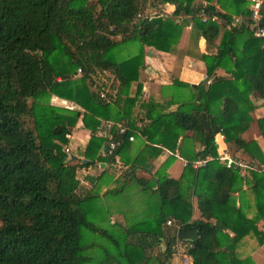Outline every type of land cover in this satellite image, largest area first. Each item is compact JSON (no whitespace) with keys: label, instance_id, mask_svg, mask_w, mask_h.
I'll return each instance as SVG.
<instances>
[{"label":"trees","instance_id":"obj_1","mask_svg":"<svg viewBox=\"0 0 264 264\" xmlns=\"http://www.w3.org/2000/svg\"><path fill=\"white\" fill-rule=\"evenodd\" d=\"M164 3L174 4L172 15H152L149 9ZM201 11L219 21H202ZM249 14L248 0H0V264H169L175 237L185 240L191 264H253L241 256L240 246L246 236L264 244L258 227L264 220V168L242 177L216 159L221 132L233 151L264 163L256 141L242 137L253 120L250 95L264 100L263 40L252 35ZM235 16L240 23L232 24ZM261 16L264 26V3ZM189 23L193 34L205 39L207 50L199 58L211 81L194 87L174 79L173 86L193 92L174 109L167 110L174 97L168 105L142 103L146 121L137 128L130 117L142 91L144 46L173 52ZM132 42L137 53L117 60L116 47ZM78 68L82 77L70 78ZM219 68L229 76L216 75ZM97 71L118 82L112 103L91 90ZM133 81L136 90L129 96ZM52 95L78 107L53 105ZM108 119L131 128L121 136L114 132L122 143L109 155L102 151L106 139L97 133ZM79 121L90 137L73 160L60 145ZM257 124L264 138V117ZM137 129L158 147L128 160V135ZM195 141L202 149L196 151ZM164 149L171 154L150 180L134 175ZM176 153L186 164L180 177L172 178L166 170ZM207 154L213 159L192 167ZM101 160L121 169L129 165L121 179H133L153 199L149 219L128 228L115 224L125 235L122 247L110 227L94 221L95 195L79 192L77 171ZM244 185L253 194L252 216L247 202L236 203L234 193L246 194ZM168 219L172 225H166ZM97 237L114 251L97 246ZM94 247L102 256L92 253Z\"/></svg>","mask_w":264,"mask_h":264},{"label":"crops","instance_id":"obj_2","mask_svg":"<svg viewBox=\"0 0 264 264\" xmlns=\"http://www.w3.org/2000/svg\"><path fill=\"white\" fill-rule=\"evenodd\" d=\"M204 2V0H203ZM197 4V3H195ZM174 4L171 3H164V4H157L155 8H153L151 11L152 15L159 14L160 16H171L172 12L174 11ZM178 20V19H177ZM192 25L186 24L183 27L182 34L179 40V43L173 49V52H167L158 50L151 46H144V68L141 70V79L142 80V91L139 96V99L135 102V105L132 107V113L130 119L133 120L134 126L137 128H140L144 122L146 121V118L144 117V111L145 109L142 106V103L147 102L148 100H153L154 102H158L164 105H168L170 101H172V97H174L176 100L175 104L170 103L168 109L175 108L176 105L180 100H183L187 98V96L193 92L192 89H190L186 85H176L173 86V80L178 79L179 81L189 84L191 86L196 87L198 84L203 83L204 80H206V83H210L211 78L207 79L206 76V68L203 60L199 58V55L202 52H205L207 50L206 48V42L203 37H196L195 34H193ZM218 42V41H217ZM225 60L232 63V58L228 54L222 55ZM216 75L219 76H229L228 73L225 72L224 69H217L215 72ZM205 83V84H206ZM137 81H133L128 89L129 96H133L136 90ZM56 97V96H54ZM251 100L254 104V109L251 112V116L253 118L249 128L242 134V137L246 140H254L259 145L263 155H264V138L260 133L257 120L259 118L264 117V100L256 98L253 96V94L250 95ZM59 98V97H57ZM61 99V98H59ZM63 100V99H62ZM169 102V103H168ZM175 106V107H174ZM167 109V110H168ZM139 129H137L138 131ZM136 131V135L134 134V140L130 141L128 155L126 157L128 160H132L136 154H140L143 152H146L147 150L154 149L158 147L157 145H151L146 141L145 135L140 134ZM73 134V135H72ZM77 137L81 141V147L80 150H72V154L77 156L79 158L80 153L85 148V145L90 137V131L87 129H84L81 127V124H76L75 128L71 130V137ZM217 139V137H216ZM181 138L178 141V149L180 145ZM219 146H225L228 148V150L233 154L240 158L246 159V160H255L249 157V155L243 153L242 151H233L232 148L229 147L228 143L225 141H220L217 139ZM178 149L176 152H178ZM195 149L196 151L202 149V146L199 142L195 141ZM77 153V154H76ZM171 152L164 149L161 150L157 155L152 156L147 163H150V167L145 171L146 173H150V169L152 167H158L161 163L165 162L166 159L170 156ZM176 159L181 161V167L180 170L177 172L176 164H174V160L172 159L170 161L169 166L167 167V174L172 178H179L183 168L186 164V161L179 157L178 154H175ZM143 159L145 157L143 156ZM257 161V160H256ZM258 162V161H257ZM98 166L101 168V170L106 171H118L116 175L118 176V180H121V174L123 173V170L126 168H129V165L121 167L119 166H110L107 162H104L103 160L97 161ZM93 166V165H92ZM92 166L88 168H83L81 172H84V179L87 181H90V177L96 176L92 175L94 173V169ZM144 170V168L137 167L135 168L134 175L137 177H142L140 174L141 170ZM81 170V169H80ZM93 172V173H92ZM78 173V171H77ZM172 173H176L175 176H171ZM151 175V174H150ZM144 178V177H142ZM105 189V187H103ZM243 189L246 190V194L242 193L240 195L239 192L234 193V195L237 198V205L240 204V200L242 198L243 202H247L250 206L246 209L248 216H252L254 214L255 208L253 205V199H250L251 194L248 193V187L247 185L243 186ZM199 210L197 208L196 199H195V205L193 207V214L192 217L194 219L199 218ZM258 227L260 229L264 230V220H260L258 222ZM243 248V252H245L241 256L250 255L253 256V259L255 260L256 264H264V261H261L259 257L264 258V244L262 245H253V239L251 237L246 236L243 238V242L241 244ZM242 252V251H241ZM242 254V253H241Z\"/></svg>","mask_w":264,"mask_h":264},{"label":"rangeland","instance_id":"obj_3","mask_svg":"<svg viewBox=\"0 0 264 264\" xmlns=\"http://www.w3.org/2000/svg\"><path fill=\"white\" fill-rule=\"evenodd\" d=\"M95 1V0H91ZM194 3H204L203 0H194ZM152 10V9H149ZM138 45L136 43H128V44H119L116 47L115 50V56L117 60H121L122 58L129 57L135 53H137V47ZM80 75L73 74L70 78L72 79H79ZM106 81L110 82L113 78V83L116 85L118 84L117 80L114 78V76L110 73H106L102 76ZM87 81V80H86ZM55 95H52L50 98V103L59 107H65V108H75L78 107L75 103L65 100L62 98L59 99L54 97ZM175 107V106H174ZM174 109V108H172ZM169 110V109H168ZM81 123L80 121L78 122ZM101 124V123H100ZM82 127V126H81ZM75 128V127H74ZM73 135V134H72ZM81 141L77 137H71L67 138V141L64 143H61V149L64 151V146H67L70 149V152L72 150H80L81 147ZM257 143V142H256ZM67 154V152H65ZM81 154V152H79ZM79 160V158H78ZM174 164H176L177 172L180 170L181 161L176 159V157H173ZM164 163V162H163ZM163 163H161L158 167H152L150 169V173H146L145 169L141 170L140 172L143 174H140V176L144 177L145 179L150 180L152 176L154 175L155 171L159 169ZM94 169V173L92 175V178H95V180L87 181L84 179V172H81L83 169H79L77 173V180L79 182V192L84 194L86 192H89L90 194H94V203L92 205L93 210V219L94 221L99 224L101 227H110L106 228L108 230H111L113 233H115L116 237L119 239L120 246H123V234L117 233L115 224L120 223L122 227H130L133 225H138L139 223H142L144 220L149 219L152 216L153 213V199L150 198L149 194L142 191L138 185L134 182L133 179H129L128 181L124 182L122 179L118 180V176L116 173L118 171H103L98 166L97 162L92 166ZM142 168V167H141ZM124 171V170H123ZM151 174V175H150ZM176 173H172L171 176H175ZM137 176V175H136ZM105 187V189H103ZM248 187V186H247ZM121 189V190H120ZM112 190H117V192L113 193ZM248 193L251 194L250 199H253V194L251 192V189L248 187ZM192 205L194 207L195 205V197H192ZM95 241L96 244L100 243L101 246H108V249L110 251H114L112 247H110L105 239L103 238H96ZM253 239V245H258L257 241L254 237H251ZM97 246H99L97 244ZM242 246V245H241ZM240 246V251H242L241 255H243L245 252H243V248ZM98 247H94L92 249V253L95 256H102L100 250H97ZM242 257H250L253 264H256L255 260L253 259V256L246 255ZM262 259L261 261H264V258L259 257ZM92 264H97L96 261Z\"/></svg>","mask_w":264,"mask_h":264},{"label":"built area","instance_id":"obj_4","mask_svg":"<svg viewBox=\"0 0 264 264\" xmlns=\"http://www.w3.org/2000/svg\"><path fill=\"white\" fill-rule=\"evenodd\" d=\"M264 3V0H248V10H249V26L252 31V35L256 38H260L263 40L262 47L264 48V26L260 24L261 20V8ZM198 17L201 18L202 21H219L216 15H208L205 12L201 11L198 14ZM241 22L240 16L233 17L232 24H238ZM229 25H227L228 27ZM108 73L107 71H97L95 74L91 75L92 78V86L91 90L96 93L98 98L106 103H112L116 98L117 85L113 83V78L110 82L106 81L102 76ZM76 75H80L82 77L83 73L80 68L76 70ZM131 128L128 126L126 121H114V120H102L101 124L98 128V135L104 137L106 139V145L102 149L103 153L109 155L112 154L115 149H117L122 140L120 138L114 137V132L118 135L125 134ZM66 138H71V132L66 133ZM134 131L128 135V141H133ZM217 139L220 141L224 140V135L219 132L217 133ZM217 156L216 159L224 164L227 168H236L240 175L244 177L250 171H259L264 168V163L257 162L256 160H246L240 158L236 155H233L227 147L219 146L217 141ZM64 152H67L68 155H71L70 149L67 146H64ZM213 157L209 154L198 156L195 160L192 161L191 165L193 168L198 169L206 164L207 161L212 160ZM166 225H172V220L168 219L166 221ZM171 255L169 257V264H191L192 257L187 251V244H185V240H180L175 237L174 242L170 246Z\"/></svg>","mask_w":264,"mask_h":264},{"label":"water","instance_id":"obj_5","mask_svg":"<svg viewBox=\"0 0 264 264\" xmlns=\"http://www.w3.org/2000/svg\"><path fill=\"white\" fill-rule=\"evenodd\" d=\"M177 149H178V148H177ZM70 159L77 160L78 157L75 156L74 154H71V155H70ZM82 161H85V159H83Z\"/></svg>","mask_w":264,"mask_h":264}]
</instances>
